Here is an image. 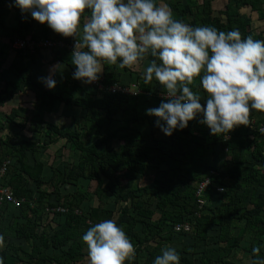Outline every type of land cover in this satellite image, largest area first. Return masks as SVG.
Instances as JSON below:
<instances>
[{
	"label": "trees",
	"instance_id": "16d2710c",
	"mask_svg": "<svg viewBox=\"0 0 264 264\" xmlns=\"http://www.w3.org/2000/svg\"><path fill=\"white\" fill-rule=\"evenodd\" d=\"M8 3L13 0H0V29L6 27ZM166 4L176 19L187 23L225 31L238 28L245 37L264 39V23L255 26V20H264V0H227L219 10L214 0H166ZM18 22L7 43L15 36L75 38L46 23L31 34L39 21L30 13H23ZM8 47L1 48L0 66L6 62L4 72L7 68L16 78L4 81L0 109L16 94L31 91L36 100L30 110L19 105L0 114V171L8 162L0 187L10 188L19 201L0 204L3 264H83L88 249L82 235L105 219L123 226L135 245V256L124 264H152L161 248L175 246L183 237L182 245L175 246L181 264H240L239 251L259 263L257 258L264 257V133L259 131L264 128V111L251 110V123L235 127L227 139L212 134L200 122V114L168 136L156 126L157 118L146 113L167 99V90L155 78L146 82L134 65L121 68L119 63L105 62L100 81L136 84V94L102 91L72 79L55 92L40 85L38 68L10 58ZM32 50L20 49L34 60L39 58ZM71 53L53 49V58L74 71ZM153 58L146 55L140 62ZM124 73L130 74L127 81ZM190 87L201 94L202 102L207 98L199 77ZM73 90L80 94L75 96ZM57 101L68 106L69 124L46 120L38 112ZM53 145L56 158L48 167L38 155ZM62 146L73 150L75 159L65 162ZM207 178L209 185L198 195L199 184ZM144 180L148 182L141 183ZM56 207L67 210H51ZM255 246L260 253L252 252Z\"/></svg>",
	"mask_w": 264,
	"mask_h": 264
},
{
	"label": "clouds",
	"instance_id": "9594fccd",
	"mask_svg": "<svg viewBox=\"0 0 264 264\" xmlns=\"http://www.w3.org/2000/svg\"><path fill=\"white\" fill-rule=\"evenodd\" d=\"M11 6L57 33L76 37L72 75L84 83L98 81L105 62L123 68L146 55L154 57L143 76L146 82L155 78L163 85L167 99L146 113L157 118L156 126L168 136L200 114L212 134L227 139L235 127L251 123V110L264 111V39L245 37L238 28L225 31L176 19L163 0H13ZM196 77L207 93L203 102L190 87ZM39 79L48 88L57 83L51 70ZM259 131L264 133V128ZM82 240L90 264H124L136 253L114 219L93 224ZM160 251L152 264H181L175 246ZM252 252L260 253L261 248L255 246ZM257 259L264 264V257Z\"/></svg>",
	"mask_w": 264,
	"mask_h": 264
},
{
	"label": "crops",
	"instance_id": "0c3cea01",
	"mask_svg": "<svg viewBox=\"0 0 264 264\" xmlns=\"http://www.w3.org/2000/svg\"><path fill=\"white\" fill-rule=\"evenodd\" d=\"M11 3H8L6 5V8L4 9V22L6 23V27L5 29H0V51L1 48L4 49V46H9L8 51H9V57L13 59H20L21 63L24 66H27L28 68H38L40 71L38 73L39 78L42 76H47L50 73V70L53 72L54 74V78L56 80V86L55 88H48L45 86L44 83L41 82V80L39 79V83L40 85L45 88V89H52L55 92H59L60 91V86L64 81H67V79H72L73 81H80L78 79H74L73 78V69L65 62V61H61V60H55L53 58L54 54H53V49L54 50H60L63 48H53L50 51H40V50H35V48H32L34 52H32L34 55H39V58L36 57L35 60L32 58V56H28V54L25 52H21L20 49H15L11 46L10 43H7L9 37H11L12 34V29L14 26H16L19 22V20H21L23 13L21 11L16 10L13 6H11ZM42 29V25L40 22H35L32 29H31V34L33 33H39L40 30ZM75 36H73L74 38ZM29 38V37H28ZM48 38V37H47ZM52 39H62L63 41L65 40L64 38H59V37H53ZM72 40H76V37ZM70 40V41H72ZM65 42H67V40H65ZM69 51V50H68ZM71 53V51H69ZM72 54V53H71ZM22 58V59H21ZM151 61V60H150ZM150 61H143L142 63L139 62L137 64H141L143 67L141 68H135L136 65H134V68L137 69V71L139 70V72L144 73L143 71L145 70V68L148 66V64L150 63ZM5 65L6 62L3 63V65L0 66V90L4 87V81L5 80H14L16 78L14 73H11L10 70H7L4 72L5 70ZM135 74V73H133ZM130 74L128 73H124L123 74V78L125 81H127L129 78ZM87 84V83H84ZM131 88L132 93L137 91L139 88H137L138 86L136 84H131L130 86H128ZM12 87H10L9 89L11 90ZM30 92L28 95L27 94H16L13 99L9 100L4 106L3 108L7 107L9 104L11 103H15L16 105L12 106L13 108H18L19 105H23L26 108H30L32 109L34 106V102L36 100L35 98V93ZM72 93L76 96L78 94H80L79 91L73 90ZM33 94V95H31ZM134 94V93H133ZM4 95V93H3ZM27 99V97H29ZM68 107L66 104H64L61 101H57L54 103V106L50 109V107L48 106H43L38 112L46 119V120H50V121H54V122H59V123H64L67 121H62L59 120V118H65V116L63 115L62 117L59 116V113L64 112L66 108ZM11 109V110H12ZM29 109V110H30ZM57 111H59L58 113H56ZM68 112V110H66ZM2 108L0 109V114H1ZM67 124H69V122H67ZM2 177V175L0 174V178Z\"/></svg>",
	"mask_w": 264,
	"mask_h": 264
},
{
	"label": "built area",
	"instance_id": "2783aa9c",
	"mask_svg": "<svg viewBox=\"0 0 264 264\" xmlns=\"http://www.w3.org/2000/svg\"><path fill=\"white\" fill-rule=\"evenodd\" d=\"M75 40L72 41H63L62 39H52V38H47V37H41L38 40L37 39H31V38H21V37H13V40L11 41V45L15 49H32L35 47H49V48H66L69 51L73 52ZM93 86L98 87L102 91H110L112 93L116 92H122L124 94H129L132 93L131 88L128 87V85L124 86L121 85L120 83H112L110 85H106L104 82L100 81H95L91 83ZM139 90L133 92L136 94ZM8 162L6 161L1 168L0 174L3 176L7 167L6 164ZM210 183V178L205 179L203 182L199 184V190L197 192L198 195H201L207 186ZM3 202H10L15 205L19 204V201L15 198L12 190L10 188H7L5 186L0 187V204ZM51 210H57V211H66V208L63 207H56V208H51ZM186 228H189V224H183ZM181 225L178 226V228Z\"/></svg>",
	"mask_w": 264,
	"mask_h": 264
},
{
	"label": "rangeland",
	"instance_id": "374dc122",
	"mask_svg": "<svg viewBox=\"0 0 264 264\" xmlns=\"http://www.w3.org/2000/svg\"><path fill=\"white\" fill-rule=\"evenodd\" d=\"M226 1L227 0H214V6L216 7L217 10L223 9L225 7ZM160 2H161V0H160ZM163 2L166 3V0H163ZM255 17L258 18V13L255 14ZM263 23H264V20H260V19L255 20V26L263 25ZM140 67L142 68L143 66L141 64H137L135 68L138 69ZM31 95H33V94H31ZM28 98H30V96L27 97V99ZM14 105H16V104L15 103H11L7 107L2 108L3 112H1V113L10 112V110L12 109V106H14ZM58 112L59 111H57L56 113H58ZM63 115L65 116V118L62 117ZM59 116L62 117V118H59V120L67 121V122L70 121V114H68L66 110H65V113L64 112L59 113ZM61 143H63V142H61ZM56 148H57V146L53 145L52 148H50L49 150L46 151V153H41V154L38 155V158L41 157V158H43L44 160L47 161V166L48 167L50 166L49 164H51L53 162V160H55V158H56V156L54 154V151H55ZM61 150H62V155H63L62 159L65 162L71 161L72 159H75L76 155H75L73 150L69 149V147L62 146ZM147 182H148L147 180H144L141 183L144 184V183H147ZM92 185H94V183H92ZM92 189H93V186L91 187V190ZM216 199H217V197H216ZM183 241H184V237L183 238H177V240L175 241L174 245L175 246L182 245ZM236 255H237L236 258L239 260L240 264H259V263L256 262V260L253 257H250L246 252L239 251V252H237ZM83 264H90L89 257H87V260Z\"/></svg>",
	"mask_w": 264,
	"mask_h": 264
}]
</instances>
